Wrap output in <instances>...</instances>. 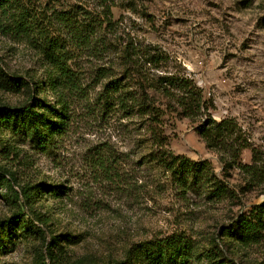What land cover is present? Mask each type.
Masks as SVG:
<instances>
[{
  "label": "rangeland",
  "instance_id": "rangeland-1",
  "mask_svg": "<svg viewBox=\"0 0 264 264\" xmlns=\"http://www.w3.org/2000/svg\"><path fill=\"white\" fill-rule=\"evenodd\" d=\"M21 3L36 28H0V68L23 83L0 85V109L43 101L63 111L69 101V124L43 151L0 114V171L14 189L0 182V220L10 221L0 226V264H154L150 254L166 242L173 264H264V230L223 235L241 216L264 217V188L237 166L251 163L252 149L264 153V0H112L97 55L72 45L61 18L83 20L84 11L103 18L101 6ZM45 39L67 49L82 98L66 100ZM167 76L191 80L215 120L236 122L242 147L235 161L208 147L200 122L181 114L163 89L178 93ZM142 92L162 113L165 146L179 157L174 170L156 157L150 115L136 113ZM122 98L132 110L119 109ZM42 184L64 194L40 193ZM18 210L25 216L10 220Z\"/></svg>",
  "mask_w": 264,
  "mask_h": 264
},
{
  "label": "trees",
  "instance_id": "trees-1",
  "mask_svg": "<svg viewBox=\"0 0 264 264\" xmlns=\"http://www.w3.org/2000/svg\"><path fill=\"white\" fill-rule=\"evenodd\" d=\"M94 4L101 6V13L103 18L92 17L91 12L84 11L83 20H78L67 13L61 18L62 26L67 34H69L72 45L77 49L87 50L93 55L101 54L105 46L104 44V24L111 25V7L112 0H92ZM21 0H0V28H8L16 33L33 32L36 28L35 20L29 19L22 15L19 10ZM38 24V23H37ZM102 31V32H101ZM42 50L45 51L50 64L53 66L56 76L55 80L59 81L66 89L67 98L71 96H81V79L77 73L69 65V57L67 49L63 48L62 44L58 45L54 40L45 39ZM127 54V50L125 52ZM170 87L176 89L178 93L174 94L166 86L163 87L167 96H174L176 105L179 111L186 117H189L197 122L199 125V134L204 139L208 147H213L223 152L226 158L235 161L242 147L241 135L237 131L236 122L230 118H224L219 121L215 120L209 109L212 106L204 99L202 90L197 87L191 80L185 77L167 76L163 80ZM162 81V82H163ZM0 85L3 88L17 90L22 87L23 83L18 78H10L2 68H0ZM113 88V87H112ZM109 96V93L106 94ZM134 104L137 105L136 113L140 116L150 115L151 123L147 130L149 131V138L151 144L156 151V157L161 162H167L169 169L174 170L178 166V156H174L167 149L166 138L163 135V130L160 125L161 111L153 105L148 99L147 95L142 92L134 97ZM173 98V97H172ZM126 98L120 100L119 109L125 112L126 108L132 110V106L128 105ZM41 102V103H40ZM33 102L25 106L10 109H0L3 121L7 122L13 127L19 128L20 131L27 136L30 143L43 151L52 149L63 134L68 129V110L69 101L67 105L62 107L63 111L57 110L51 105L44 108V102ZM106 105L114 106L113 101L108 99L105 101ZM66 103V102H65ZM67 106V107H66ZM68 108V109H67ZM127 113V112H126ZM204 119V120H203ZM3 144L0 143V146ZM102 156L104 153H97ZM99 156V155H98ZM238 168L244 174L247 181L254 185H259L264 188V153L258 149H252L251 163H238ZM5 182L9 187H12L10 180L6 179L0 171V182ZM28 188V189H27ZM21 187V193L25 200H29V186ZM13 189V187H12ZM14 190V189H13ZM40 193L46 192L50 196L59 197L64 194L60 185H45L40 187ZM15 197L18 193L15 191ZM264 207V202L261 204ZM25 216V213L18 210V212L10 220ZM10 221L0 220V226L9 224ZM264 230V217L255 216L247 218L241 216L239 219L231 222L224 230V236H236L243 232H260ZM169 242L164 245L157 244L156 250L150 254V258L154 264H173L174 261L168 258ZM4 247V242L0 238V249ZM182 250L183 247H180ZM173 255V253L171 254ZM119 264H128L125 260Z\"/></svg>",
  "mask_w": 264,
  "mask_h": 264
}]
</instances>
